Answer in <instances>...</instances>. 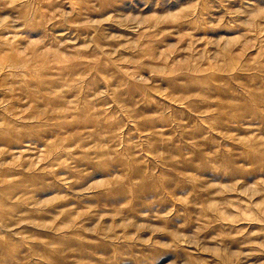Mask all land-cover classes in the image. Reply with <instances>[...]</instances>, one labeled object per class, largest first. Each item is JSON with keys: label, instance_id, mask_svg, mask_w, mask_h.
I'll use <instances>...</instances> for the list:
<instances>
[{"label": "rangeland", "instance_id": "obj_1", "mask_svg": "<svg viewBox=\"0 0 264 264\" xmlns=\"http://www.w3.org/2000/svg\"><path fill=\"white\" fill-rule=\"evenodd\" d=\"M0 264H264V0H0Z\"/></svg>", "mask_w": 264, "mask_h": 264}]
</instances>
